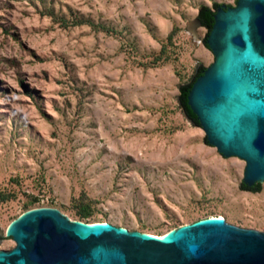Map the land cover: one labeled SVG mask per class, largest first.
Instances as JSON below:
<instances>
[{
	"label": "rangeland",
	"instance_id": "374dc122",
	"mask_svg": "<svg viewBox=\"0 0 264 264\" xmlns=\"http://www.w3.org/2000/svg\"><path fill=\"white\" fill-rule=\"evenodd\" d=\"M233 1L0 0V250L36 208L154 236L209 217L264 232V182L241 192L244 163L176 100L213 60L187 25Z\"/></svg>",
	"mask_w": 264,
	"mask_h": 264
},
{
	"label": "water",
	"instance_id": "95a60500",
	"mask_svg": "<svg viewBox=\"0 0 264 264\" xmlns=\"http://www.w3.org/2000/svg\"><path fill=\"white\" fill-rule=\"evenodd\" d=\"M197 10L187 29L212 55L178 87L183 117L204 145L244 163L239 190L264 182V0ZM14 246L0 264H264V232L209 217L163 236L69 220L55 209L25 211L6 227Z\"/></svg>",
	"mask_w": 264,
	"mask_h": 264
},
{
	"label": "trees",
	"instance_id": "16d2710c",
	"mask_svg": "<svg viewBox=\"0 0 264 264\" xmlns=\"http://www.w3.org/2000/svg\"><path fill=\"white\" fill-rule=\"evenodd\" d=\"M212 5H219V4H217V3H211V5H210V7H207V6H200L199 8H201V9H204L205 11H207L208 13H211V14H213V10L211 9V6ZM196 17H197V12H196V16H195V19H196ZM82 24H86V25H88L91 29H93V30H97V31H103V32H107L108 30L106 29V28H104V27H102V26H99V25H93V24H89V23H86V22H82V21H75V22H70V23H67V22H65V21H63V20H61L60 21V25L62 26V27H74V26H78V25H82ZM171 34L172 33H170L167 37H166V39H169L170 38V36H171ZM198 67H200L201 69H203L204 67H202V66H198ZM196 70V69H195ZM195 72V71H194ZM193 75H194V73H193ZM193 75H192V77H193ZM192 77L190 78V80L186 83V84H183V85H181V86H187L189 83H190V81L192 80ZM180 87V86H179ZM177 97H178V94H177ZM256 189H258V191L257 192H259L260 191V184H254L253 185ZM256 192V193H257ZM6 196H4V195H0V202H3V201H5L6 200Z\"/></svg>",
	"mask_w": 264,
	"mask_h": 264
},
{
	"label": "bare ground",
	"instance_id": "6f19581e",
	"mask_svg": "<svg viewBox=\"0 0 264 264\" xmlns=\"http://www.w3.org/2000/svg\"><path fill=\"white\" fill-rule=\"evenodd\" d=\"M216 218V217H215ZM220 219V218H219ZM154 236V235H153ZM161 236H163V235H161ZM156 237H159V236H156Z\"/></svg>",
	"mask_w": 264,
	"mask_h": 264
}]
</instances>
